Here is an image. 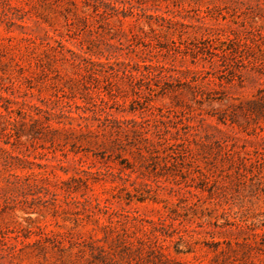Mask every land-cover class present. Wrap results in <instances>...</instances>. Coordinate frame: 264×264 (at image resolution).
Returning a JSON list of instances; mask_svg holds the SVG:
<instances>
[{
    "label": "rangeland",
    "instance_id": "374dc122",
    "mask_svg": "<svg viewBox=\"0 0 264 264\" xmlns=\"http://www.w3.org/2000/svg\"><path fill=\"white\" fill-rule=\"evenodd\" d=\"M0 264H264V0H0Z\"/></svg>",
    "mask_w": 264,
    "mask_h": 264
}]
</instances>
